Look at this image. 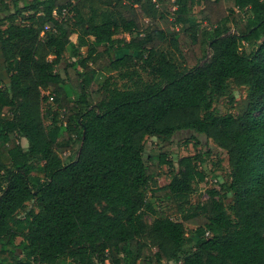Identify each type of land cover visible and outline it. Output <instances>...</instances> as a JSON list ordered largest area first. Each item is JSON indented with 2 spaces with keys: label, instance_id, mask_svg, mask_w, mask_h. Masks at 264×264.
I'll return each mask as SVG.
<instances>
[{
  "label": "trees",
  "instance_id": "trees-1",
  "mask_svg": "<svg viewBox=\"0 0 264 264\" xmlns=\"http://www.w3.org/2000/svg\"><path fill=\"white\" fill-rule=\"evenodd\" d=\"M0 70V264H264V0H0Z\"/></svg>",
  "mask_w": 264,
  "mask_h": 264
},
{
  "label": "rangeland",
  "instance_id": "rangeland-1",
  "mask_svg": "<svg viewBox=\"0 0 264 264\" xmlns=\"http://www.w3.org/2000/svg\"><path fill=\"white\" fill-rule=\"evenodd\" d=\"M202 9L203 7H197L195 12L199 13ZM237 14L242 16L240 12H237ZM72 40L79 43L80 37L76 35ZM0 72H2L4 76L3 70H0ZM247 96V88L233 86L231 95L217 101L215 107L221 114L233 113L236 115L243 107ZM23 145H25V143H23ZM160 147L161 143L158 139L148 138L146 141V158L157 157L160 153ZM170 150L171 153L169 154V160L174 165L175 170L170 169L168 166L163 167L162 175L159 179V186L163 187L170 183L172 174L179 169L178 162L181 158L193 155L203 156L202 166L206 171L207 178L203 183L195 185L197 190L191 197L192 202L195 203L207 200L209 197L208 191L213 188L217 190L220 189V182H224L228 179L230 169L227 154L205 137L191 132L178 133L172 139ZM30 206H32V204H29V207ZM161 207L163 211H167V213L173 215L174 218H178L175 213L176 209L172 207L170 202H163ZM146 220L151 222L152 218L147 216Z\"/></svg>",
  "mask_w": 264,
  "mask_h": 264
},
{
  "label": "built area",
  "instance_id": "built-area-1",
  "mask_svg": "<svg viewBox=\"0 0 264 264\" xmlns=\"http://www.w3.org/2000/svg\"><path fill=\"white\" fill-rule=\"evenodd\" d=\"M65 14H66V13L64 12V13H63V16H65ZM47 29H49V28H48V27H46V30H47Z\"/></svg>",
  "mask_w": 264,
  "mask_h": 264
},
{
  "label": "crops",
  "instance_id": "crops-1",
  "mask_svg": "<svg viewBox=\"0 0 264 264\" xmlns=\"http://www.w3.org/2000/svg\"><path fill=\"white\" fill-rule=\"evenodd\" d=\"M74 36H76V35H74ZM74 36H72V38L74 37ZM73 41V40H72ZM74 43H76L75 41H73ZM0 74H2V72H0Z\"/></svg>",
  "mask_w": 264,
  "mask_h": 264
}]
</instances>
